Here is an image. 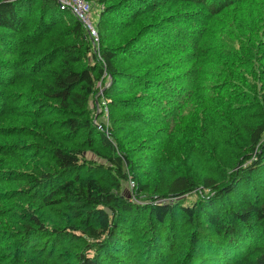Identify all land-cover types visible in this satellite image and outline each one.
<instances>
[{
	"label": "trees",
	"instance_id": "16d2710c",
	"mask_svg": "<svg viewBox=\"0 0 264 264\" xmlns=\"http://www.w3.org/2000/svg\"><path fill=\"white\" fill-rule=\"evenodd\" d=\"M87 1L98 54L56 0H0V264H264V0Z\"/></svg>",
	"mask_w": 264,
	"mask_h": 264
},
{
	"label": "rangeland",
	"instance_id": "374dc122",
	"mask_svg": "<svg viewBox=\"0 0 264 264\" xmlns=\"http://www.w3.org/2000/svg\"><path fill=\"white\" fill-rule=\"evenodd\" d=\"M91 16H92V19H93V23L95 24V27H96V22H97V18H98V14H97L96 7H92ZM106 21H104L102 23V25H105V27H104L105 30H111V31H114V26H118L119 24H122L124 22V20H123V22L120 23V20H110V19H108ZM96 30H97V28H96ZM97 32H98V30H97ZM126 64H127V62H125V61L120 62V63H118V68L122 69V68L125 67ZM144 67H146V66H144ZM22 71H23L22 69H18V70H15L14 72L15 73H20ZM20 75L21 74H19L16 77V79H18L20 77ZM104 76H105V80H104V84L103 85H107L108 86L109 83L112 81L111 76L108 75V74L107 75L105 74ZM262 76L264 77V74H262ZM255 80H256V78H255ZM252 86H254V91L253 92L256 93L259 96L261 94V92H262L263 86H261V84L258 81H256L255 85H252ZM20 89H18V90L20 91ZM20 95H18V96H20ZM150 95H152V94H150ZM129 96H131V95H128V96H125V97H129ZM105 100L103 101V104L104 105L109 103V102H107ZM90 105H91V107H94V106L97 107V112H96V114L94 116V120H96L97 116H100V118L104 121L105 126H106V129H107L108 128V124L110 125V122H111V118L108 115V112L107 111L105 112L104 117H102L100 115V108L98 106L97 100H92V102H91ZM200 113L215 115V112L213 114V108H208L207 111L200 112ZM216 113H217L216 115H220L222 117L221 118L222 121L228 122L230 120L229 122L231 124L233 123V121L231 119L232 117H230L229 115H228L229 116L228 117L226 115V112L225 111H223L221 109L220 110L218 109V111ZM246 113L247 114L244 117L245 118V121L248 119V121H250L249 123H253V122H255L258 119V115L257 114H252L251 112H246ZM193 115H194V113L193 112H190V115L187 118L184 119V124H186L187 127H183V128H181V130L185 131V130H187L188 127H191V126H194L196 128L201 129V128H203V126H205V128H207V130H205L203 132V135H201L199 143H201L202 145L204 143L207 144V141L209 139H211V137H209V131H210L211 127H212V123L210 121H209V123H207V121L209 120V117H207L206 122H204V121H202V117H197L196 119H194L193 118ZM52 118H54V117H52ZM13 119L14 118L11 119V117H10V119H9V121H10L9 122V125L11 124V121ZM193 119H194V121L191 122V120H193ZM219 123L220 122L217 121V124H219ZM222 126H224V124ZM212 131H214V130H212ZM217 132H218V129L215 132L216 134L214 135V139H212L209 143H214L215 141H218L219 140L220 134H222V133L220 132L219 135H218ZM192 133H193L192 140L189 139V138H186V141L183 142V143H181L180 146H179V149L181 150V153L183 154V156H182L183 157V162H184L183 167H186L189 170L195 171L196 172L195 174L198 173V174H204V175H206V174L207 175H209V174L211 175V173H214V170L212 169L213 168V164H212L213 161L210 162L208 166L206 165V163H204V157H202V155L199 153L200 152L199 149L194 147L195 145L193 144L194 143L193 140H194L196 134H195L194 131H192ZM175 138H177V137H175ZM216 138H217V140H216ZM175 143H176V146H177V142L176 141H175ZM233 151H236V148L234 146H231L230 151H222L224 154H222L221 152H219V155H217V157L219 158V162L217 163L218 166H219V163H221L222 160H224L225 162H226V160H229L228 159V156H226L227 155V152H231L230 154H233L232 153ZM87 157L89 159L95 160L98 163L101 162L99 159H97L96 157H94L91 154H88ZM10 163H12V162H10ZM236 169H238V168L236 167ZM130 181H133V179H128V181L123 184L122 193L130 201H132L134 203H140L142 197L140 199L138 198V196L136 195L135 187L134 188H131V186H130V183H129ZM134 185H135V183H134ZM192 198H194V196H191L189 198V200L192 199ZM229 200H234V198H229ZM182 259L184 260L185 258L182 257Z\"/></svg>",
	"mask_w": 264,
	"mask_h": 264
},
{
	"label": "built area",
	"instance_id": "2783aa9c",
	"mask_svg": "<svg viewBox=\"0 0 264 264\" xmlns=\"http://www.w3.org/2000/svg\"><path fill=\"white\" fill-rule=\"evenodd\" d=\"M59 6L67 9L81 23L87 35L92 40L94 50L99 53V34L91 16L92 4L87 0H56ZM131 188H134V182L130 181Z\"/></svg>",
	"mask_w": 264,
	"mask_h": 264
}]
</instances>
